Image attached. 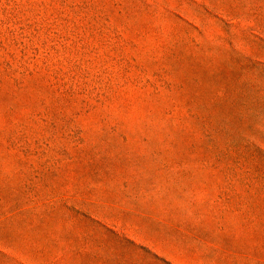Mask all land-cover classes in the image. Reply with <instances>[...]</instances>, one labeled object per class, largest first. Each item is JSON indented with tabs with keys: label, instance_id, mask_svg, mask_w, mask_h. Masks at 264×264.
<instances>
[{
	"label": "rangeland",
	"instance_id": "obj_1",
	"mask_svg": "<svg viewBox=\"0 0 264 264\" xmlns=\"http://www.w3.org/2000/svg\"><path fill=\"white\" fill-rule=\"evenodd\" d=\"M0 264H264V0H0Z\"/></svg>",
	"mask_w": 264,
	"mask_h": 264
}]
</instances>
